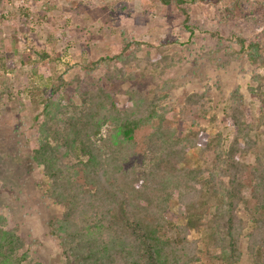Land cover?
<instances>
[{
    "label": "trees",
    "instance_id": "1",
    "mask_svg": "<svg viewBox=\"0 0 264 264\" xmlns=\"http://www.w3.org/2000/svg\"><path fill=\"white\" fill-rule=\"evenodd\" d=\"M195 1L206 0H161L182 13L189 43L197 38L187 10ZM247 48H252L249 61L257 65L261 60L264 67L261 47ZM241 59L230 53L222 66L238 69L235 63ZM254 71L242 92L237 86L229 94L218 89L213 94L206 87L189 95L180 113H192L198 121L167 119L161 105L167 95L130 89L124 109L102 92L105 98L86 101L62 122L58 135L44 140L35 156L52 180L42 182L40 190L65 211L48 221L60 242V264H199L205 256L220 264H264V70ZM240 74L236 77L244 79ZM117 77L133 79L123 73ZM246 94L253 98V115ZM153 124L141 148L137 132ZM42 126L48 130L50 124ZM140 148L143 161L136 159ZM193 148L199 149L201 164L182 167ZM70 159L75 160L72 171ZM171 199H177L186 220L174 228L177 239L160 235ZM208 199L218 200L210 204ZM247 199L257 205L249 207ZM240 203L247 220L237 213ZM204 230L201 249L188 235ZM30 254L16 228L0 227V264H31Z\"/></svg>",
    "mask_w": 264,
    "mask_h": 264
},
{
    "label": "rangeland",
    "instance_id": "2",
    "mask_svg": "<svg viewBox=\"0 0 264 264\" xmlns=\"http://www.w3.org/2000/svg\"><path fill=\"white\" fill-rule=\"evenodd\" d=\"M187 10L189 26L197 33L193 43L188 42L182 13L161 0H0V227L21 233L31 264H60V242L48 221L65 212L40 190L42 182L52 180L35 156L43 141L58 135L60 124L86 101L103 99L102 92H109L124 109L128 90L154 92L168 96L161 104L167 119L198 121L192 113H180L189 95L206 87L213 94L217 89L229 94L237 86L242 92L254 70H264L261 60L257 65L249 61L252 48L246 49L258 44L264 59V0L195 1ZM234 52L242 58L235 63L238 69L223 68ZM240 71L244 79L236 77ZM121 73L133 79L120 80ZM244 100L253 115V98ZM43 123L50 124L48 130L41 129ZM154 126L137 132L141 148ZM141 148L138 161H143ZM198 152L189 149L181 166L200 165ZM68 162L72 171L75 160ZM250 192L251 187L246 197ZM247 200L249 207L257 205L255 199ZM245 207L240 203L237 213L247 220ZM165 217L160 235L179 238L174 228L186 220L177 199L170 200ZM204 235L206 230L194 231L188 240L203 249ZM206 257L199 264H220Z\"/></svg>",
    "mask_w": 264,
    "mask_h": 264
}]
</instances>
